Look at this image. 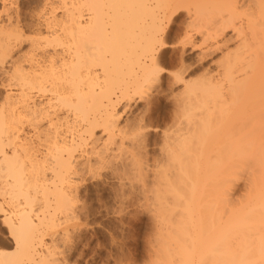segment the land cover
Here are the masks:
<instances>
[{"label": "bare ground", "instance_id": "6f19581e", "mask_svg": "<svg viewBox=\"0 0 264 264\" xmlns=\"http://www.w3.org/2000/svg\"><path fill=\"white\" fill-rule=\"evenodd\" d=\"M60 2V16L36 13L43 28L20 9L0 20V223L12 246L0 264H60L42 232L76 213L79 183L100 171L122 187L139 177L144 209L160 224L154 264H264V0ZM182 15L183 45L198 33L202 55H222L195 78L178 55L170 79L180 92L168 99L177 117L156 144L148 103L120 121L145 85L167 93L156 83L171 46L163 34ZM26 32L27 50L12 54ZM243 164L249 190L235 203L233 170Z\"/></svg>", "mask_w": 264, "mask_h": 264}, {"label": "rangeland", "instance_id": "374dc122", "mask_svg": "<svg viewBox=\"0 0 264 264\" xmlns=\"http://www.w3.org/2000/svg\"><path fill=\"white\" fill-rule=\"evenodd\" d=\"M61 6H62V2H60V0H3V1L0 0V20L4 21L9 15L11 18H13L15 16L16 10L20 9L19 11H21L22 15L26 18L27 23L30 22L29 25L30 26L33 25L36 28L37 26L38 27L41 26L38 23L43 24L45 22V21L42 22L43 19L46 18V16L44 18L42 17L43 16L42 13H44V15L45 13H47V17L51 16L52 14H54L55 16H60L61 13L63 12V6L62 7ZM38 10L40 11L42 10L41 11L42 13H39V14H42V16H38V14H36L37 12H40ZM181 12L184 13L185 11L182 10ZM41 17L43 18L42 20L40 19ZM36 18L38 20V23H36L37 22ZM187 18L188 17L186 15L185 16L182 15L181 17H179V19H177V21L170 23V25L168 23L166 26L167 33L165 31V33L163 34L164 40L166 41V38H168L167 39L169 41L168 43L171 46L168 48V51L165 52L164 56L160 59L162 63L159 61L160 62L159 67L161 69V75H160L161 78H159L160 81L158 80L156 81V83L160 82L162 86L166 85L165 92L168 93L166 94L169 97L167 96L168 97L167 98L166 94H164L163 92L160 95L161 97L162 96H165V97L161 99L159 95H156L154 93L155 92L154 87L156 85L154 86H152V84L148 85V88H149L148 90L145 85V87L142 88V94H145L144 96L143 95L142 96L145 98L142 97L143 100L141 98L140 101L133 102L131 104L132 106H131L130 112L126 113L124 117H122L124 119L121 118V121L119 120L120 123L125 122L124 121L125 118L126 120L129 119V121H131L132 119L130 120V118L134 117L135 113L137 114L140 108L144 109L143 106L146 105L145 102L148 103L149 105H147V107L149 106L148 108L150 109H147V108L146 109L148 113H151V112L153 113V114L151 113L150 115H152L151 116L152 122L154 121V124H153L154 127L152 126L153 133H151L150 139H153L156 142V144H159L162 141V138L160 137L162 136L164 131L166 133L167 132L169 133L172 129H174V126L173 128L171 126V118L173 117L174 114L176 115L175 112H177V110L174 108L173 105H171V103H169L170 101L168 99H172L171 95H169V92H172L170 94H173V91H174V93L176 94L177 90L179 91L181 87L179 83H177V85L176 84L172 85L173 78H171V76L175 72H177L178 69H180V67H178L180 66L178 63L179 62L178 58L182 56L183 60L185 61L184 63L185 64L187 63V65L188 64L191 65L189 66L190 68L185 72L186 74L184 73V76H186V78L188 77L195 78V76L198 77L200 73L201 74L203 72L205 73L206 69H207V72L208 71L213 72L214 63L217 62V60L220 59L219 56L222 55L221 54L222 52L220 50L219 51L216 50L212 54H207L208 56L206 54L202 55L201 52H203V48L205 44L202 45L201 35L200 34L198 35V33L194 34L192 38V42L194 41L195 43L194 42L193 43L191 42L190 44L184 43L183 45V42L185 41L183 39L186 38L184 37V31H185V25L187 23L186 21H188ZM44 24L43 26H41L42 28L44 27ZM32 27L31 29L34 30L35 28H32ZM229 36H231V32L226 31V35H224L223 38L227 39V37ZM30 37H33L32 34L26 32L25 35L22 37L20 44L15 43L14 44L15 47L12 45L13 49H10L12 50V54L15 53L16 55V53L18 54L22 52L24 53L27 50L28 40ZM235 44L236 42L234 40H231L230 42H228V47L233 48ZM170 48L171 49L174 48L175 50L173 49V51H171ZM181 48L183 49L181 50ZM198 59H201V60L199 61ZM199 63L205 69L202 67H199L198 66ZM6 66L7 65H5V67ZM194 68L195 69L197 68L198 70L196 69V71L194 70L193 72L192 70ZM201 69H202V72H201ZM188 72L189 73L193 72L194 74L191 73L189 75ZM196 73L198 76L196 75ZM2 78L3 77L0 75V102H1V99H3L5 91L7 90V87H5V82L3 81ZM167 78L168 80L171 81V84H170L172 86L171 89L169 87L170 85L167 84L169 82ZM166 88L168 91H166ZM149 93L151 94L150 97L153 96L152 98L154 99L156 98V100L146 98V96L149 97L148 95ZM153 94L155 95V97ZM172 96H174V94ZM154 119H156V121ZM173 120L174 119L172 118V122ZM168 125L170 126L169 129H167ZM172 125L174 124L172 123ZM160 133H161V136H160ZM31 139L34 141V137ZM156 146L158 147V145ZM243 165L242 166L238 165L237 166L238 168L236 167L233 170V177H232L231 184H233L234 182L235 184L231 185L233 187L232 188L230 187L232 190L230 189L231 192L230 191L229 192L232 193V195L230 194V196H233L231 198L232 200L233 199L235 200V203H238V199L243 198L246 195V192H248L247 190H249V188L247 189V187L249 186L248 183L250 181V179L248 178L250 177V175H248L249 173L247 174V170L249 171V169L246 168V165L244 166ZM240 166L241 168H239ZM100 173L102 174L99 175ZM100 173L99 174L97 173V176L94 174H92V176L91 174L87 175L88 177L87 176L85 177L87 181L84 179L83 181H81V183H79L78 190H80V192L78 194V197H76L75 202L73 201L74 209L72 208V210L74 211L76 210V213L72 211L70 215L61 216L63 214L57 213L53 216L54 219L56 218V215H59L58 217L61 216L59 218V220L61 221L60 223L67 224V228H68L67 230L69 232L63 231L62 228L66 226L63 224L57 225L53 228L47 227L46 229L43 230L44 232H42L43 243H46V244L49 243L48 246L52 245L54 247L55 251L59 255V258L61 257L60 260L62 262L60 261L61 262L60 264H151L153 262V259L155 260L154 253L156 254V251L153 254L151 252L154 250L153 248L156 246V239H155L156 235L153 233L155 232L158 233V231L160 230V224L158 225V223H156L158 222L156 221V219L158 220L157 217L154 218L153 214L148 213V211L144 209L145 207L144 205L146 202L145 200L142 199V197H140L141 195H139L137 192L138 183L140 184L141 181L135 178H139V177L138 176H136L135 178L131 177V179L129 180L125 179V181L127 180L126 181L127 185H124L122 187L120 183L121 181L118 182L119 180L116 181L117 179L113 177H111L110 179L109 175L103 176V174L105 173L102 171H100ZM246 174L248 175V177ZM135 180L138 182H135ZM128 181L131 183L130 184L131 186L128 185ZM119 183H120V186H119ZM124 187L125 189L127 188L128 189L125 191ZM129 187H132V188H129ZM136 188L137 190H134ZM120 189L121 190L123 189L124 191L122 190V193L121 192L119 193V191H121ZM80 207L82 208L80 209ZM71 215L72 216L74 215V217H71ZM66 218H69V219H66ZM71 228L72 229L74 228V229L72 230ZM152 235L153 236L155 235V236L153 237ZM9 242H10V239L7 237V233L5 229H3L0 223V249L1 250L5 248L12 249L11 243ZM150 243H155V245L154 244L150 245ZM151 255L154 257L153 259H151L152 261L150 260V258L152 257ZM147 261L149 262L147 263ZM152 264H154V262Z\"/></svg>", "mask_w": 264, "mask_h": 264}]
</instances>
